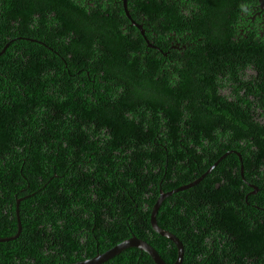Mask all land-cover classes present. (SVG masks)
I'll list each match as a JSON object with an SVG mask.
<instances>
[{"label": "trees", "instance_id": "1", "mask_svg": "<svg viewBox=\"0 0 264 264\" xmlns=\"http://www.w3.org/2000/svg\"><path fill=\"white\" fill-rule=\"evenodd\" d=\"M251 3L126 0L142 37L120 0H0V237L16 204L20 222L0 264H66L131 235L170 264L149 212L184 184L155 213L180 264H264V125L217 105L214 73L264 65V34L236 26ZM100 264L154 263L128 247Z\"/></svg>", "mask_w": 264, "mask_h": 264}, {"label": "flooded vegetation", "instance_id": "2", "mask_svg": "<svg viewBox=\"0 0 264 264\" xmlns=\"http://www.w3.org/2000/svg\"><path fill=\"white\" fill-rule=\"evenodd\" d=\"M239 16V23L235 24L244 37L250 35L254 38V32L258 36L264 34V10L259 7L257 0L245 4ZM217 66L214 72L217 105H235L233 111L238 109L239 113H244V117L248 116L264 125V65L255 68L250 54H246L239 60V64L232 62ZM247 143L244 141L242 144ZM251 149L259 148L255 146V149Z\"/></svg>", "mask_w": 264, "mask_h": 264}, {"label": "water", "instance_id": "3", "mask_svg": "<svg viewBox=\"0 0 264 264\" xmlns=\"http://www.w3.org/2000/svg\"><path fill=\"white\" fill-rule=\"evenodd\" d=\"M120 1H121L122 10H123L126 18L129 20V22L133 26H135L139 30V33L143 37V30L141 28V25L134 22L132 19L131 20L129 19V15H128V12L126 9V0H120ZM257 3L259 5V7L264 10V0H257ZM143 40H144V38H143ZM144 43L147 46L153 47L152 45L146 43L145 40H144ZM224 155H225V153H223L220 157L222 158V156H224ZM237 156H238V154H237ZM239 160H240V157H239ZM213 165H214V163H212L204 172H202L195 180H193L191 182V184L199 181L206 173H208L211 170ZM241 172H242V167H241V165H239V173L241 174ZM186 187H188V184L181 185V186L176 187L175 189L168 191V192H162V190L159 189L158 195H157L155 201L153 202L151 209H150V212H149V224H150V227L152 228V230L155 231L158 235L165 237L166 239L170 240L176 248V257H175L174 261L170 264H180L181 263L182 253H183L182 245H181L180 241L178 240V238L174 234L168 232L167 230L160 228L156 224L155 213H156V210L158 208L159 203L162 201V199L165 196L171 194L173 191L182 190V189H185ZM17 201H18V199L16 200V202ZM16 205H15V210H14L15 211L16 230L12 235L0 237V242L12 240V239L16 238L19 234L20 222H19V218H18V211H17ZM128 247H134V248L139 249L140 251L145 252L151 258V260L153 261L154 264H166L161 259V257L157 254V252L155 251V249L152 246H150L144 240H142L138 237H135L134 235H131L130 237L117 242L116 244H114L110 248L106 249L105 251H103L101 253H97V254L93 255L92 257L85 258L82 260H78L75 262L66 263V264H100L101 262L111 258L112 256L119 253L121 250L128 248Z\"/></svg>", "mask_w": 264, "mask_h": 264}, {"label": "clouds", "instance_id": "4", "mask_svg": "<svg viewBox=\"0 0 264 264\" xmlns=\"http://www.w3.org/2000/svg\"><path fill=\"white\" fill-rule=\"evenodd\" d=\"M241 143H242V142H241ZM242 146H243V144H242ZM242 146H241V147H242ZM233 149H234V148H233ZM228 152H233V151H229V150H228ZM235 153H236V155L238 154V156H239V153H238V152H235ZM239 157H240V156H239Z\"/></svg>", "mask_w": 264, "mask_h": 264}]
</instances>
